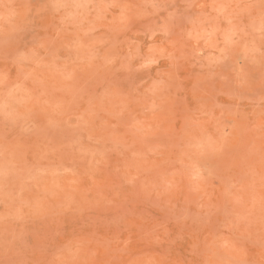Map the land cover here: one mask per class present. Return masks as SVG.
Wrapping results in <instances>:
<instances>
[{
  "label": "rangeland",
  "instance_id": "obj_1",
  "mask_svg": "<svg viewBox=\"0 0 264 264\" xmlns=\"http://www.w3.org/2000/svg\"><path fill=\"white\" fill-rule=\"evenodd\" d=\"M61 2L0 0L4 51L15 52L0 64L15 108L0 114V147L20 170L0 198V264H149L153 251L200 260L205 238L222 257L260 260L264 121L249 101L264 94V24L248 7L255 0H188L194 62L251 85L232 106L239 115L212 90L196 99L170 93L153 106L157 64L136 62V45L146 53L150 41L129 29L134 0H90L97 7L83 21L51 12L40 19L42 3ZM129 53L131 70L120 58ZM210 157L209 172L200 164ZM168 228L166 245L145 242Z\"/></svg>",
  "mask_w": 264,
  "mask_h": 264
},
{
  "label": "clouds",
  "instance_id": "obj_2",
  "mask_svg": "<svg viewBox=\"0 0 264 264\" xmlns=\"http://www.w3.org/2000/svg\"><path fill=\"white\" fill-rule=\"evenodd\" d=\"M193 6L188 0H134L133 3L126 5L131 10L129 29H134L137 35H143L150 41L147 44L146 53L143 42L136 45V62L150 57L157 64L158 87L152 90V96L149 99L153 106L157 107L158 101L163 102L170 93L178 95L190 91L196 99L197 93L212 90L214 94L223 96L229 102L224 105L229 111V115H239L238 112H232V106H241L243 97L240 91L250 88L251 85L242 84L239 79L234 81L230 73L218 72L214 65L206 64L202 60L194 62L192 42L187 35L191 19L188 13ZM95 7L97 5L92 4L90 0H63L61 3H42V7L38 8L37 11L42 14L40 19H43V14L51 12L64 13L66 16L83 21L91 15ZM248 7L258 13L261 23L264 24V0H255ZM4 46L3 36H0V64L6 66L15 52L6 54ZM120 58L129 63V70H131L132 53ZM110 63L103 65L105 70L109 68ZM260 63L264 67V32L261 33L260 38ZM189 84L191 87H188ZM260 86L264 87V76L261 77ZM6 87V83L0 80V108L3 109L0 114H3L5 119L8 118L10 110L15 111L14 106L10 103L9 94L3 91ZM249 103L259 108L261 119L264 121V94L260 95L259 99L249 101ZM225 133L226 135L228 133L227 123ZM13 158L10 157L7 148L0 147V198L3 199L7 197L6 188L9 179L20 175L18 165L12 162ZM216 162V159L210 157L201 161L200 166L210 172L216 166ZM262 212H264V207H262ZM182 219H186L184 209ZM175 226H180V224ZM186 226L185 223L181 228ZM170 234L171 229L168 228L145 242L149 246H164L167 244ZM144 239V237H137L136 243ZM204 240L209 248V254L204 259L183 260L168 251H153L155 258L149 264H264V231L259 237L260 255L262 257L260 260L250 261L244 258L222 257L207 238ZM190 241V246L194 245L195 237H192ZM131 243L132 241H127L126 247L120 248L122 254L128 251L127 245ZM49 264H142V262L136 259L105 260L103 262L87 259H65L61 261L54 259Z\"/></svg>",
  "mask_w": 264,
  "mask_h": 264
},
{
  "label": "snow or ice",
  "instance_id": "obj_3",
  "mask_svg": "<svg viewBox=\"0 0 264 264\" xmlns=\"http://www.w3.org/2000/svg\"><path fill=\"white\" fill-rule=\"evenodd\" d=\"M149 62H150V63H154L155 61H154V60H152V59H150V60H149Z\"/></svg>",
  "mask_w": 264,
  "mask_h": 264
}]
</instances>
